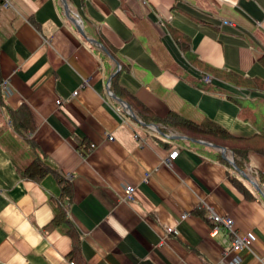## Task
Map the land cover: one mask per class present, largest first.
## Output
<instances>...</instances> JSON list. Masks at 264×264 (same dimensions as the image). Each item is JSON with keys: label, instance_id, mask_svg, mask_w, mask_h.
Listing matches in <instances>:
<instances>
[{"label": "crops", "instance_id": "0c3cea01", "mask_svg": "<svg viewBox=\"0 0 264 264\" xmlns=\"http://www.w3.org/2000/svg\"><path fill=\"white\" fill-rule=\"evenodd\" d=\"M3 1L0 264H227L235 253L211 211L251 238L239 264H264V152H248L245 176L213 141L141 120L110 88L121 70L120 87L156 115L264 131V89L205 81L200 69L264 81V0ZM26 113L33 131L15 130ZM41 151L54 171L26 176Z\"/></svg>", "mask_w": 264, "mask_h": 264}, {"label": "trees", "instance_id": "16d2710c", "mask_svg": "<svg viewBox=\"0 0 264 264\" xmlns=\"http://www.w3.org/2000/svg\"><path fill=\"white\" fill-rule=\"evenodd\" d=\"M113 57L117 59L118 62L121 63L120 56L116 53V50H111ZM259 60L264 64V52L259 56ZM121 69L126 68L125 63H121ZM201 67V66H200ZM198 67V68H200ZM201 71L205 74L211 75L213 78L218 77L227 82H230L234 85L245 87L247 89H264V81L259 78H248L243 77L235 72L224 71L221 69H207L204 67L200 68ZM121 70L117 71L111 78L110 88L117 93L122 99L129 102L132 108L137 112L138 116L141 120L147 123H159L165 126H173L177 129L185 128L189 134H193L194 136H199L205 138L209 141H213L216 144L225 146L229 148L234 155V161L236 165L244 169L245 162L248 159V152L250 150H255L259 152H264V131L259 133H255L251 136H238L232 134L227 128H225L220 123L212 120L211 118L204 117L201 121L195 122L191 119L185 118L178 114L175 111L170 110L165 116H159L154 114L145 106L140 100H138L133 94L130 92H126L120 85L118 84V76ZM7 106V104H5ZM11 113H15L12 109H10ZM19 117H21V113H18ZM17 115H15L13 119V127L16 130L27 129L28 132L33 131V117L32 114L26 113L23 116V119H20ZM164 127V126H163ZM31 148H39L32 139L28 140ZM220 156V154H219ZM221 160L225 163H228L224 158L220 156ZM229 165V164H228ZM54 171L55 167L51 166V163L47 160L45 154L41 151L40 154H36L35 157L28 163L23 170V173L28 177L41 176L49 169ZM60 181L63 183V190L66 191V186L69 185L68 181L60 177ZM235 183L242 189L246 191L244 184L236 178L234 180ZM66 194V193H65ZM67 195V194H66ZM68 197V195H67ZM71 233L74 235V231L71 229ZM76 248V246H75ZM77 264H88L83 259H78Z\"/></svg>", "mask_w": 264, "mask_h": 264}, {"label": "built area", "instance_id": "2783aa9c", "mask_svg": "<svg viewBox=\"0 0 264 264\" xmlns=\"http://www.w3.org/2000/svg\"><path fill=\"white\" fill-rule=\"evenodd\" d=\"M5 5H9V1L8 0H4L2 2ZM202 78L205 81H210L212 79V76L209 74H205L203 73ZM77 89L73 91V94L77 93ZM56 103L57 104H61V99L57 98L56 99ZM109 139L113 138V135H108ZM93 145V144H91ZM178 153V149L174 148L171 152L168 153V157H166L165 162L166 163H170V160L172 158H174ZM135 186L131 183L126 184L124 187V191H123V198L125 199H132L134 197V193H135ZM185 213L182 214V216H184ZM209 218L215 223V228L217 227V224H220L222 226H224L227 230L228 233V238L227 239V243H228V248L230 251H233L235 253L234 256V260H232L231 262H225V260H221L222 263H227V264H239L241 257L238 254L239 251L242 248H247L250 249L252 247V240L251 238L246 234L243 233L239 230H237V228H235L234 226V220L231 216L227 215V214H219L215 211H211L209 213ZM215 228L213 229V231H215ZM166 230L169 232L171 230H173V227L171 226H167Z\"/></svg>", "mask_w": 264, "mask_h": 264}, {"label": "water", "instance_id": "95a60500", "mask_svg": "<svg viewBox=\"0 0 264 264\" xmlns=\"http://www.w3.org/2000/svg\"><path fill=\"white\" fill-rule=\"evenodd\" d=\"M64 1V5L67 7V9H68V5H67V3H66V1L65 0H63ZM67 14L70 16V12L69 11H67ZM103 49H105L106 50V48L104 47V46H101ZM119 101H121V103L125 106V108H127L130 112H131V114L135 117V113L132 111V108H131V106H130V104H128L127 102H125V101H122V99H120V98H117ZM155 126H156V124H154ZM206 143H208V142H206ZM213 145H215V146H218L220 149H221V152H222V155L225 157V158H227V159H229V161L233 164V166L237 169V170H239L243 175H245L239 168H238V166L235 164V162L233 161V159H231V158H228V156H227V148L225 147V146H220V145H216V144H213ZM246 176V175H245ZM259 190H260V188H258Z\"/></svg>", "mask_w": 264, "mask_h": 264}]
</instances>
